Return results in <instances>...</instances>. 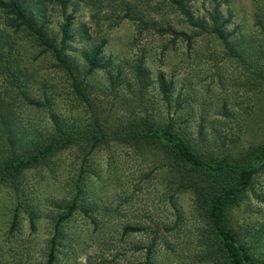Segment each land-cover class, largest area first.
<instances>
[{"label":"rangeland","instance_id":"1","mask_svg":"<svg viewBox=\"0 0 264 264\" xmlns=\"http://www.w3.org/2000/svg\"><path fill=\"white\" fill-rule=\"evenodd\" d=\"M41 1L57 33L60 10ZM126 2L154 21L141 32L135 19L117 22ZM73 8L68 53L76 64L82 66L80 50L90 41L107 40L108 67L86 78L89 102L75 93L52 53L10 28L0 10V158L9 147L7 126L16 144L35 142L54 130L52 114L72 128L96 118L119 128L150 113L171 120L195 152L214 157L236 158L264 141V32L257 23L264 25V0H187L194 20L210 21L217 8L234 51L211 33L190 40L161 34L168 25L188 34L198 29L160 0H80ZM138 60L144 87L135 76ZM160 72L171 85L167 98ZM177 166L174 155L145 142H80L13 180L0 179V264H47L55 222L67 213L54 264H223L204 200L192 189L219 185L184 176ZM226 222L264 259V166L227 210Z\"/></svg>","mask_w":264,"mask_h":264},{"label":"trees","instance_id":"2","mask_svg":"<svg viewBox=\"0 0 264 264\" xmlns=\"http://www.w3.org/2000/svg\"><path fill=\"white\" fill-rule=\"evenodd\" d=\"M51 2L63 17L58 32L51 31L49 27L50 19L44 8L43 1L38 0L35 6L28 0H0V10L4 11L8 17V26L14 30H21L32 36L38 45L52 53L58 66L66 70L72 79V86L75 93L81 100L89 102L86 78L88 74L96 70L108 67L109 62L104 58L103 48L107 42L106 38L98 41H90L86 47L80 50L82 66L76 64L68 51L69 41L73 35L71 26L73 22L72 12H68L69 6L77 9L80 0H47ZM85 1V0H84ZM167 3L174 10L185 14L187 21L198 31L188 34L184 31L176 30L168 25L161 28L159 32L172 33L174 37L184 36L188 40L199 35L201 32L211 33L222 40L228 50L234 51L230 41L231 33L225 28L226 21H222L217 12H209V19L194 20L187 9V0H160ZM44 4V7H42ZM125 12L118 16L117 22L129 18L135 19L139 23V32L148 27L152 19H145L142 14H138L126 2ZM264 32V25L257 22ZM1 49V48H0ZM143 62L138 60L134 71L139 84L144 87L146 72L143 70ZM259 75L264 81V63L259 65ZM144 80V81H143ZM158 86L163 95L167 98L171 91V85L160 72L157 76ZM141 92V90H140ZM139 90L138 93L140 94ZM53 131L44 138L35 142L23 145L17 142L13 133V128L7 126L4 134L8 137V151L0 158V179L13 180L20 173L32 166H36L45 161L55 153L80 142H91L92 144L107 143L109 141H120L128 143H146L150 148L164 150L175 156L178 166L176 169L183 175L189 173L193 177L200 178L206 183L213 181L219 185L210 190L202 185L194 184L192 189L198 197L203 199L206 217L210 225L212 235L217 240V257L222 258L223 264H264V259L259 260L250 252L249 248L238 238L234 231L226 222L227 210L238 200L241 193L249 186L253 174L264 166V141L252 147L246 152L240 153L236 158L224 156L203 155L193 150V147L184 139L175 128L171 120L162 121L149 113L139 118L130 125L112 128L106 121L96 118L92 125L86 127H75L61 124L60 119L52 114ZM182 176V175H181ZM182 179L180 178V183ZM184 185V184H182ZM75 208L74 202L68 207V212ZM69 216L60 214L55 222L57 236L51 240V247L48 254L47 264H54L55 247L57 239H60L58 230L59 224ZM217 261V260H216Z\"/></svg>","mask_w":264,"mask_h":264}]
</instances>
